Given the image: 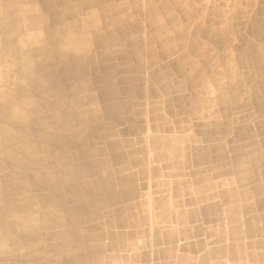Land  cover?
Returning a JSON list of instances; mask_svg holds the SVG:
<instances>
[{
	"label": "bare ground",
	"instance_id": "1",
	"mask_svg": "<svg viewBox=\"0 0 264 264\" xmlns=\"http://www.w3.org/2000/svg\"><path fill=\"white\" fill-rule=\"evenodd\" d=\"M204 10L181 0H0V264H136L149 245L157 256L192 251L213 237L179 244L202 228L181 224L219 204L181 206L211 198L236 201L218 238L262 228V200L249 199L263 187L264 122L254 131L253 119L264 115V20L187 21ZM144 102L156 117L135 136L130 109ZM209 102L221 106L205 110ZM176 103L183 117L196 112L205 140L177 130ZM246 104L253 112L233 116ZM230 139L257 144L231 155Z\"/></svg>",
	"mask_w": 264,
	"mask_h": 264
},
{
	"label": "crops",
	"instance_id": "2",
	"mask_svg": "<svg viewBox=\"0 0 264 264\" xmlns=\"http://www.w3.org/2000/svg\"><path fill=\"white\" fill-rule=\"evenodd\" d=\"M181 1L183 2V4L185 2L186 8L189 10H194L200 5L204 6L205 7L204 11H202L199 14H196L193 18H191L187 21H190L194 18H200V19L204 20V24L207 26L219 25V23L223 22V18L225 17L226 14H228V12H229V14L230 13L234 14L235 12H239L238 14H236L237 17L235 15H233L231 20H229L230 22H228L229 24H233L234 21H236V20H242L240 22L247 21V22H249L248 24L252 25V24H255L256 22L264 20V0H181ZM223 12H225V13H223ZM225 22H226V20H225ZM209 23H211V24H209ZM170 25L173 26V24H170ZM248 37L250 38V40H254L257 42L262 41V39H256V38H253L252 36H248ZM194 54H196V56L199 58L201 57V54L199 53L198 50H196V51L194 50ZM199 61H201V59ZM191 90H192V88L188 90L189 94H190ZM162 94H164V93H162ZM140 98L142 99V100L140 99L141 101L145 100L146 102L149 99L154 100V97H150L148 99H145L146 97H140ZM137 101H139V98H137ZM146 102L141 103V105H139V103H137L132 109H130L133 111V113H132L133 115H139L138 121H139V125H140V127H139L140 132L135 134V136H138V135L144 136V135H148L151 133V132H149L148 134H146L147 132H145V130L148 127H150V125H152V122L154 121L151 118V113L156 117V107L154 105L156 103L152 102L153 104L149 103L148 106H146L147 105ZM228 102H230V101H228ZM209 103H212V102H209ZM158 105H160V106L162 105V107L164 108L163 103H160ZM199 105L200 106H198L197 110L198 111L200 110V114H202V112H203L201 110L202 105L201 104H199ZM207 105H208V103L205 104V107H204L205 110L209 109V107L207 108ZM218 106H221V104H218ZM139 107H141V108H139ZM181 110H182L181 104L176 103L174 108H173L174 116L180 117L179 121L177 122V130L178 131L184 130L186 127L192 126L193 133L195 132V134L198 136L199 139H201L200 137L202 136V139L205 140L207 136H206V133L202 129V125L200 123L201 119L195 115L196 112L191 110L190 114L185 113L184 116H186V117H183L181 115ZM246 111L253 112L252 106L249 104H246L244 109H242L240 111L237 109L234 110L233 116L234 115L238 116L242 112H246ZM210 118H214V117H210ZM232 120H234V117ZM263 122H264V115L256 116L253 119L254 131L255 130L256 131L262 130L264 128V126L261 129L259 124H261ZM126 125L127 124L125 122L120 123V124L117 123V126L121 127V128L122 127L124 128ZM215 126H216L215 121H211V123H210V135L211 136L217 135L216 130H215ZM229 141H230V146H231V155L232 154L235 155L234 153L239 151L241 147H242L241 149L244 152H246V154H247V152L251 148H254L257 144L255 139H249L245 143H243L242 145H241V142L239 140L230 139ZM261 147H262V154L264 155V145H261ZM150 153H151V155H153L154 151H150ZM227 157L231 158V156H227ZM150 158H151V162H153L154 164L159 162V161H162V160H156L155 158H152V157H150ZM165 159H169V158H163V160H165ZM195 166H194V169H198L201 167L197 163L195 164ZM226 167L228 168L230 166H226ZM210 168L215 169L214 167H210ZM219 168H221V166H219L218 169ZM263 168H264V166H263ZM225 172H226V170H225ZM141 179L144 180V178H141ZM260 181L263 184L260 195H258V196L254 195L255 197L252 196V197H250L249 200L250 201H256L258 198L260 200H262L261 201L262 206L256 207L255 210H256V213L258 215H261V214L263 215L264 214V173L262 174ZM231 187H234V186H231ZM246 187H248V186H244L243 188L246 189ZM219 190H224V188L221 186L220 188L215 189L216 192ZM146 191H150V190H146ZM203 193L204 192L197 191V192H193V195L197 197ZM213 201H217V204H219L217 211L213 210V211L209 212L208 216L204 219L201 216H198L194 220H192L190 224H189L188 220H187L186 224H181L185 228H186V225L187 226L190 225L191 227L196 228V229L199 227L200 228L202 227L198 231V234L197 233L191 234V236H193V238L190 237L189 239L184 238L182 240V239L178 238L179 244H182L183 242H188L189 240L199 241V240H202L203 238H205L207 235H209L213 238L210 239L208 243L201 244L198 247L191 249L192 251H186V250L182 251L181 248H177L175 253H172V254H169L166 256L163 255V246L164 245L162 246L160 244L161 249H159V252L161 250V254L164 256V258H163V256H157L154 254V252L157 251V246L149 245L145 248V252L148 254V257L146 258L145 262L139 261L136 264H264V233H263L264 232V218L259 220V222L257 224V226H259V227L262 226V228L259 230L253 226L252 227L253 231L251 232L250 229H248L247 225H245V227L242 225L243 235L241 236L240 239H237L235 237H231V238L230 237H225V238L220 237V238H218L219 237L218 235L221 233L222 228L231 227V225H232V223L227 220L224 212H225V208H228L230 206H234L236 204V201L225 200L226 202H224V201L221 202L220 200L211 198L210 200L205 201L203 203L194 202L192 204L190 203V204H187L185 206H181V208H186V209L200 208V207H203L205 204L213 202ZM242 214H243L242 218H244L245 220H247L250 217V215H252V214H247L244 212H242ZM214 237L217 238V240H215ZM238 240H240L241 242ZM228 243H230V244H228ZM228 245L229 246H235L233 252H230L227 250V252H220L219 253L218 251H216V247L226 248ZM165 247L166 246H164V248ZM182 252L187 254V255L188 254L192 255L191 260H185V258H182V256H183ZM255 254H258L259 258L256 257ZM139 255H140V260H142L141 257L144 256L142 251L135 254L136 260H138ZM195 258H197L198 261H197V259L195 260ZM182 261H184V262H182Z\"/></svg>",
	"mask_w": 264,
	"mask_h": 264
},
{
	"label": "rangeland",
	"instance_id": "3",
	"mask_svg": "<svg viewBox=\"0 0 264 264\" xmlns=\"http://www.w3.org/2000/svg\"><path fill=\"white\" fill-rule=\"evenodd\" d=\"M216 108V107H218L217 106V104L215 103V102H212V103H208V105H207V108Z\"/></svg>",
	"mask_w": 264,
	"mask_h": 264
}]
</instances>
